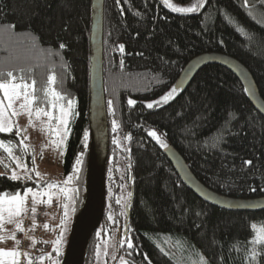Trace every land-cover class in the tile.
I'll use <instances>...</instances> for the list:
<instances>
[{"label":"trees","instance_id":"16d2710c","mask_svg":"<svg viewBox=\"0 0 264 264\" xmlns=\"http://www.w3.org/2000/svg\"><path fill=\"white\" fill-rule=\"evenodd\" d=\"M254 1L204 0L196 11L179 13L162 0H104L102 69L109 136L105 210L84 264H95L104 229L120 234L118 226L125 227L128 198L127 236L122 232V239H130L133 248L117 240L115 264H121L120 257L128 264H179L159 246L168 236L195 245L213 264H251L253 249L264 252V246L250 243L264 229V210L229 211L203 201L183 184L163 151L174 147L194 176L215 192L237 198L264 196V117L239 79L209 64L167 103L152 108L146 104L174 88L189 60L213 51L244 64L264 100V17L248 12ZM90 16L91 0H0V68L31 67L25 82L36 81L39 99L48 76L55 77L49 87L63 99L49 95L46 102L33 103L34 109L57 112L72 102L62 173L73 177L67 183L71 225L85 190ZM16 133L0 132V141L11 147L13 156L23 158L28 154ZM0 155L6 157L2 148ZM78 156L81 163L74 172ZM49 184L60 183L0 174V192L45 189ZM56 199L64 210L65 201ZM58 249L59 254L52 248L45 264L61 263L64 244ZM258 264H264V255Z\"/></svg>","mask_w":264,"mask_h":264},{"label":"water","instance_id":"95a60500","mask_svg":"<svg viewBox=\"0 0 264 264\" xmlns=\"http://www.w3.org/2000/svg\"><path fill=\"white\" fill-rule=\"evenodd\" d=\"M103 5L104 0H91L89 31V92H88V147L85 162L84 197L71 225L60 264H84L92 234L99 228L105 210V174L108 159V125L103 87ZM220 65L231 71L242 83L252 106L264 117V100L247 67L236 58L220 52H205L189 60L181 70L174 88L184 89L204 66ZM183 184L198 198L229 211L264 210V196L237 198L215 192L202 184L190 171L177 150H164ZM131 179V177H130ZM132 197V187L131 193ZM129 210L126 208L124 236H127Z\"/></svg>","mask_w":264,"mask_h":264},{"label":"rangeland","instance_id":"374dc122","mask_svg":"<svg viewBox=\"0 0 264 264\" xmlns=\"http://www.w3.org/2000/svg\"><path fill=\"white\" fill-rule=\"evenodd\" d=\"M169 2L177 7H188L191 6L195 2V0H191L185 3L175 2L173 0H169ZM255 3L257 5H255ZM245 5L248 6V3L246 2ZM250 5V7H247V10L253 17H264V0H255L254 3ZM197 9H199V7ZM18 91L21 92V96L19 99L13 101L11 109L6 107L8 104V100L4 98L3 92L0 96V100L3 101V104L6 108L4 119L6 121L11 122L12 130H19L21 137L20 140L26 138L23 139V144L24 146H26V150L24 147L22 148L23 151H26L28 155H24L23 158H18L15 155H11L10 157L9 154L4 150V148H2L6 153V157L0 155V174L11 176L12 172L15 171L17 175L21 178L31 177L36 178L38 180L51 178L56 181V183H60L58 184V187H45L44 193H48L51 196H54L55 198H61L62 201H65V204L68 205L67 218L65 224H61V220L65 219L64 213L62 212H65L64 207V210L60 208L57 211L48 212L49 223L52 229L50 230V238L52 240V245L53 242L58 239L55 230L60 225H63L62 244H64L65 249L73 218L72 206L70 204L71 200L69 197L70 194L68 192L69 189L67 184L64 183L67 178L62 176L63 159L66 150L67 140L69 137V121L71 116L70 107H63L65 110L69 111L68 122L66 125L67 135L63 143H58V141L60 140V136H57L55 132L52 131V129H56L59 127L61 129V135H64L63 129L65 128V126L59 125L57 120V117L61 115L60 108L62 106L58 108L59 110L57 112L51 109L50 111H48L51 114V120H49L48 116L44 115H41L39 119H37V117L35 116V109L31 106L33 110V115L31 117L32 122L30 123L27 112L21 108V104L24 103V91L22 89H18ZM160 97L152 101H147L146 104L158 101ZM13 109L18 114L13 115ZM49 125L51 126V129L49 128ZM17 162L22 165H26L27 170L22 167H17ZM37 172L40 174L39 176L36 175ZM62 188L68 190L67 198L65 197V194L61 192ZM28 189H32V192L34 193H40L35 188ZM28 189L16 190L10 193L0 192V198H3L5 201L2 206L7 209L8 207H10L8 201H10L12 197L17 195L25 197V192ZM28 194L32 195V193ZM2 215L4 217V220L2 223H0V250L17 251L16 233L19 229H17L16 225L20 223L22 213L19 216H13L11 218H9L7 211H4ZM161 237H163V235ZM117 238L118 236H116L115 231H113L112 234H106L104 237L101 238L98 244L100 248V255L98 257L96 254L95 264H108V260L109 262H112L113 256L115 254ZM181 239L183 241H180V239L175 240L172 237L168 236L166 238L167 242H165V239H163V243H161L159 246L165 253L173 257L179 264H194V262L199 261L200 256L204 257V259L207 261V264H213L207 259L205 253L201 249L187 242L185 239ZM105 244H107L106 249ZM109 248L111 249V251H109ZM105 251L107 252L106 255ZM49 255L50 253L45 257V259ZM45 259L42 260V264H45ZM13 260H15L18 264V257H0V264H13Z\"/></svg>","mask_w":264,"mask_h":264},{"label":"snow or ice","instance_id":"6c2138e0","mask_svg":"<svg viewBox=\"0 0 264 264\" xmlns=\"http://www.w3.org/2000/svg\"><path fill=\"white\" fill-rule=\"evenodd\" d=\"M163 4L168 7L169 9H171L174 12H179V13H188V12H194L197 10L198 7H202L204 4V0H195V2L188 7H177L173 4H171L169 2V0H162ZM117 3H120V0H117ZM137 15H139V13H137ZM61 48L65 47L63 44L60 45ZM123 45H119V48L121 50H123ZM32 72V68L28 67V68H18V69H12V70H4L3 68H0V91H2L4 93V98H6L8 100V104H7V108L11 109L12 105H13V101L16 99H19L21 96V92L18 91V89H24L23 92V99H24V103L21 104V108L24 109L27 112V115L29 116V122L31 123V117L33 115V110H32V105L33 103H38V102H46L47 97L49 95L53 96L56 98L57 101L63 99V97L56 92L55 90H53L51 87H49L50 85H53L55 83V77L52 75L48 76L47 79V84L44 86V88L41 90L43 92V99H39L35 96V84L36 81L33 80L31 84H28L25 82L26 73H31ZM19 80L20 83H13V81ZM29 89H31V91H29ZM176 89L172 88L169 92H167L165 95L161 96L160 99L158 101H154L152 103H148L147 107L148 108H152L154 104H159L161 102L163 103H167L170 99H172L173 97V93H175ZM135 103L134 100H129L128 104L129 105H133ZM72 102L69 101V107H71ZM53 107H55V105H53ZM111 101H109V110L111 111ZM5 111L6 108L3 104V101L0 100V132H9L12 130V126H11V122L10 121H6L4 119L5 116ZM60 112L61 115L59 117H57L58 120V124L59 125H64L65 128L63 129L64 135H61V129L58 127L56 129H52V131L55 132V134L57 136H60V140L58 141V143H63L64 139L66 138L67 135V122H68V116H69V111L65 110L63 107L60 108ZM13 115L18 114L14 109H13ZM41 115L44 116H48L49 120L52 119L51 114L47 111H45L42 108H35V116L37 117V119H39V117ZM118 127L117 123L115 120L112 121V130L113 132L116 131V128ZM49 128L51 129V126L49 125ZM17 135H20L19 130L16 133ZM150 136L157 138V140H159V138L156 136V133L154 131H149L148 133ZM87 136V133H85V137ZM26 139V138H23ZM23 139H21L20 144L22 147L25 148L26 150V146H24L23 144ZM161 144H163V141H159ZM113 143H117V141L114 139ZM166 146V145H165ZM0 148H4V150L9 154V156L11 157L12 155V149L10 146H5L3 141H0ZM81 163V159L78 156L77 160H76V165H74V172H78L79 168L77 167L79 164ZM245 164H251V161H245ZM17 167H22L25 170H27V166L26 165H22L19 162H17ZM37 176H39L40 174L37 172L36 173ZM10 178L12 180H17L20 179L21 177L17 175V173L15 171L12 172ZM29 179H31V177H28ZM73 179L72 176H69L64 183L67 184L69 183L71 180ZM49 188H54V187H58V185H54V184H49L48 185ZM67 189H61V192H63L65 194V197L67 198ZM74 191V190H73ZM254 191V189H253ZM28 193H32V199H33V204L36 203V197L38 195H49V200H51V195L48 193H34L32 192V189H28L25 192V197L28 195ZM25 197H21L19 195L12 197V199L10 201H8L10 207H8L7 209H5L2 205L5 203L3 198H0V223L3 222L4 217L2 215V213L4 211L8 212L9 218L13 217V216H19L23 211H25L24 208V203H25ZM117 203H119V201H117ZM65 208V212H64V216L65 219L61 220V224H65L66 223V218H67V209H68V205L65 204L64 205ZM31 211L33 213H35L36 208L33 207L31 209ZM197 215H199V213H197ZM112 217L109 216V219H111ZM17 229L21 228V225L18 223L16 225ZM44 227L47 229L48 225L45 224ZM62 234H63V230L61 231V238H62ZM99 235V233L97 234ZM61 238H58L57 240H55L53 242V250L57 252V254H59V249L58 246L61 243ZM125 241L127 242V247L129 249L133 248V244L131 242L130 239H122L119 243L121 246H123V244L125 243ZM17 243H19L17 241ZM250 243L255 244V245H261L264 246V229L260 230L259 235L252 240ZM107 248V244H105V249ZM239 250V249H238ZM97 256L99 257L100 255V248L99 246H97V251H96ZM107 254V252L105 251V255ZM21 254L18 251H3L0 250V257H18ZM27 255V254H25ZM129 255H131V253H129ZM261 255H264V252L261 251H257L256 249H253L251 252V264H258V259ZM116 257L113 256V259H115ZM39 259L42 261L45 259L44 255H41L39 257ZM48 259H51V256H48ZM145 259H147L145 257ZM120 261L121 264H128V261L125 260L124 257H120ZM13 264H17V262L15 260H13ZM29 264H31V261H29ZM53 264H57V262H53ZM194 264H207V261L204 259L203 256H200L199 261L194 262Z\"/></svg>","mask_w":264,"mask_h":264},{"label":"built area","instance_id":"2783aa9c","mask_svg":"<svg viewBox=\"0 0 264 264\" xmlns=\"http://www.w3.org/2000/svg\"><path fill=\"white\" fill-rule=\"evenodd\" d=\"M33 207L36 208L35 213L31 211ZM24 208L19 223L21 228L16 236L17 251L21 254L18 256V264H29V261L31 264H42L39 257L41 255L46 257L53 246L48 212L57 211L60 203L53 196L49 200V195H38L36 203L33 204L32 195L28 194L25 197ZM45 224L48 225L47 229L44 227Z\"/></svg>","mask_w":264,"mask_h":264},{"label":"flooded vegetation","instance_id":"af4514ba","mask_svg":"<svg viewBox=\"0 0 264 264\" xmlns=\"http://www.w3.org/2000/svg\"><path fill=\"white\" fill-rule=\"evenodd\" d=\"M129 198H128V200H127V203H126V207L127 208H129ZM124 208H125V206H124ZM62 229H63V225H60L55 231H56V234H57V237L58 238H61V231H62ZM124 229V227L122 226V227H120V226H118V228H117V231H119L120 232V234L118 233H116V236H118V238H117V240H119V242L122 240V232L124 231L123 230ZM50 230H52L51 229V227H50ZM104 232H107L106 234H112V231L111 232H109V231H106V229H104ZM62 242H63V236H62V238H61V243L59 244V246H61V244H62ZM120 245V244H119ZM109 251H111V249L109 248ZM119 251H118V247H117V245H116V247H115V254H114V256L116 257L115 259H113V264H115V262H116V260L118 259V253ZM107 260H108V258H107ZM108 264H109V260H108Z\"/></svg>","mask_w":264,"mask_h":264},{"label":"crops","instance_id":"0c3cea01","mask_svg":"<svg viewBox=\"0 0 264 264\" xmlns=\"http://www.w3.org/2000/svg\"><path fill=\"white\" fill-rule=\"evenodd\" d=\"M17 258V257H16Z\"/></svg>","mask_w":264,"mask_h":264}]
</instances>
